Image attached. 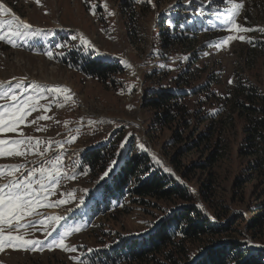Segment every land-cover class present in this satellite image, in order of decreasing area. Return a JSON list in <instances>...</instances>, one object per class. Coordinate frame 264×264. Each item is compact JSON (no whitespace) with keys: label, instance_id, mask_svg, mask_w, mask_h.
Returning a JSON list of instances; mask_svg holds the SVG:
<instances>
[{"label":"rangeland","instance_id":"rangeland-1","mask_svg":"<svg viewBox=\"0 0 264 264\" xmlns=\"http://www.w3.org/2000/svg\"><path fill=\"white\" fill-rule=\"evenodd\" d=\"M235 3L242 4L235 22L251 31L231 29ZM0 4L11 9L0 11V19L15 16L33 25L31 31L42 30L18 39L15 46L0 41L4 82L0 92L11 88L21 99L34 96L43 105L19 129L26 137L38 138L39 151L45 153L41 157L33 149L26 157H0V165L47 167L61 156L64 175L48 201L75 197L66 204L37 207L43 215L25 217V222L51 215L64 219L51 236L44 231L45 227L51 231V226L38 222L35 228L16 230L14 235L44 241L43 248L6 245L0 250V264H104V254L131 241L141 244L188 206L225 230L188 239L182 264L231 245L246 250V259L258 257L263 264L264 125L248 128L254 119L264 118V0H0ZM229 35L245 39L217 47ZM72 54L79 56V65L72 62ZM82 54L110 61L119 71L103 79L85 74L80 68ZM168 90L183 96L173 106L172 122L159 119L164 108L148 102ZM249 105L255 109L245 107ZM41 115L50 118L37 120ZM19 137V131L0 133V138ZM49 141L63 147L57 143L49 147ZM99 147L103 161L93 164L89 153ZM136 154L179 181L193 200L138 196L132 192L134 178L120 195L106 191L114 172ZM26 169L21 170L23 175ZM74 228L80 231L65 238L73 251L49 247L66 229ZM148 259L134 264H168L163 254L152 253Z\"/></svg>","mask_w":264,"mask_h":264},{"label":"snow or ice","instance_id":"snow-or-ice-1","mask_svg":"<svg viewBox=\"0 0 264 264\" xmlns=\"http://www.w3.org/2000/svg\"><path fill=\"white\" fill-rule=\"evenodd\" d=\"M39 3V0H37ZM242 8V4H233V14L229 17L231 29L237 31H251V29L242 28L241 25L235 22V17L239 14V10ZM0 11L4 13L11 12V9L0 4ZM114 14V13H113ZM33 25L28 24L18 17L13 16L9 20L0 19V41H7L15 46L18 39H25L29 36H36L40 34L42 30L33 29ZM75 39V37L73 38ZM233 39L244 40V36L229 35L217 45V47H223L229 41ZM82 43L91 45V42L82 39ZM52 56V53H48ZM4 82L0 81V85ZM55 92L60 93V87L54 89ZM64 91H70L64 89ZM70 99L69 96H65V100ZM0 100L5 101L4 104H0V133H16L19 131V138H0V157H26L29 152L35 149V154L45 157V153L39 151L40 141L38 138L26 137L23 135L19 126L25 122L26 117L31 115L32 112L37 111L39 105L34 96H28L26 99H21L16 91L11 88L0 92ZM46 115L37 117L39 119H49ZM35 124L36 120L31 121ZM42 130V129H37ZM75 139V138H74ZM49 147L52 143H57L61 148L59 142L49 141L47 142ZM142 150L147 151L145 146L141 144L139 146ZM62 157L56 156L55 159L47 166H41L37 168L26 169L24 163L20 164H3L0 165V250H3L7 245L8 247H24L30 250L36 251L38 248L42 250L44 241L40 239H25L23 235L13 234L18 229H27L29 227L35 228L36 223L51 226V231L48 227H45L44 231L47 236H51L52 232L56 230V225L64 219L62 216L51 215L46 219H39L38 221H27L25 217L34 215H43L36 212L37 207H52L57 205L66 204L70 199H74V194H69L67 199H60L55 202L48 201L50 194H54L55 189L59 186L61 175H64L61 168ZM157 163H161L159 160ZM22 169H26L27 175H23ZM20 173V175H17ZM37 174H39L37 176ZM108 175L106 171L104 177ZM104 177H101L103 179ZM70 178H75L70 177ZM47 201V203H46ZM80 203H83L81 198ZM7 229V231H6ZM73 231H80L79 228L66 229L58 239H53L49 247H60L65 251H73L70 246L65 243V238L68 237Z\"/></svg>","mask_w":264,"mask_h":264},{"label":"trees","instance_id":"trees-1","mask_svg":"<svg viewBox=\"0 0 264 264\" xmlns=\"http://www.w3.org/2000/svg\"><path fill=\"white\" fill-rule=\"evenodd\" d=\"M75 58H71L75 65H79L77 54H72ZM81 71L85 74L103 79L113 75L119 71L116 64L104 59L89 58L82 54ZM184 84L180 80V85ZM251 96H257L255 92H250ZM254 96V97H255ZM251 104L255 99L248 97ZM247 99V100H248ZM183 100V96L173 90L159 92L153 95V99L149 100V105L154 108H164L163 114L159 119L163 121H171L173 106L179 105ZM254 110L252 105L245 106ZM184 114L186 110H182ZM252 121V125L248 130H256V126L264 125V118H257ZM250 136V134H249ZM103 147L89 153V161L93 164L101 163L104 156ZM216 151L212 153L210 160L215 161ZM135 179L132 192L138 196H155L165 199L177 198L179 200L190 201L193 197L187 189L175 178H170V174H166L162 170L155 168L153 164L136 154L128 156L120 165L118 170L114 172L111 182L105 187L106 191L111 194L124 192L126 188L132 185V179ZM116 196V195H114ZM224 228L217 227L205 214L194 206H188L184 210L178 212L175 217L162 223L157 230H154L141 244L137 241H131L119 247V250L104 254L102 261L104 264H134L149 262L148 259L153 253L163 254L168 258V264H182L183 255L186 253V241L191 237H199L201 234L209 231H224ZM178 236H180L178 238ZM114 247V246H113ZM235 245L222 246L221 248L211 249L209 253H205L201 259H197L192 264H261V259L252 257L246 259L248 252L246 250H237ZM147 259V260H146ZM157 264H162L157 262ZM264 264V262H263Z\"/></svg>","mask_w":264,"mask_h":264}]
</instances>
